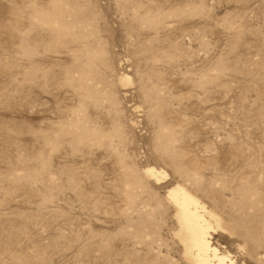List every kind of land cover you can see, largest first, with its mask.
<instances>
[{
	"label": "rangeland",
	"instance_id": "rangeland-1",
	"mask_svg": "<svg viewBox=\"0 0 264 264\" xmlns=\"http://www.w3.org/2000/svg\"><path fill=\"white\" fill-rule=\"evenodd\" d=\"M178 185L264 264V0H0V264H193Z\"/></svg>",
	"mask_w": 264,
	"mask_h": 264
},
{
	"label": "bare ground",
	"instance_id": "bare-ground-1",
	"mask_svg": "<svg viewBox=\"0 0 264 264\" xmlns=\"http://www.w3.org/2000/svg\"><path fill=\"white\" fill-rule=\"evenodd\" d=\"M147 172L154 177L164 175V172H159L153 168H150ZM168 197L170 203L178 209L177 218L185 236L184 241H186V249H188L187 255L189 254L191 263L237 264L213 246L210 234L213 227L209 219L214 216L197 197L180 185L169 189Z\"/></svg>",
	"mask_w": 264,
	"mask_h": 264
}]
</instances>
